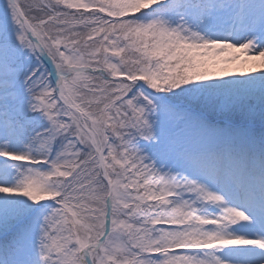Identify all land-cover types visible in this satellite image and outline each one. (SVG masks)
Masks as SVG:
<instances>
[{
    "label": "snow or ice",
    "instance_id": "snow-or-ice-1",
    "mask_svg": "<svg viewBox=\"0 0 264 264\" xmlns=\"http://www.w3.org/2000/svg\"><path fill=\"white\" fill-rule=\"evenodd\" d=\"M0 264H264V0H0Z\"/></svg>",
    "mask_w": 264,
    "mask_h": 264
}]
</instances>
